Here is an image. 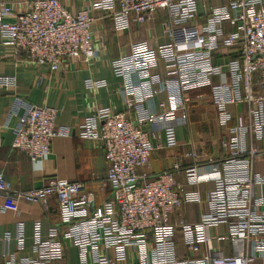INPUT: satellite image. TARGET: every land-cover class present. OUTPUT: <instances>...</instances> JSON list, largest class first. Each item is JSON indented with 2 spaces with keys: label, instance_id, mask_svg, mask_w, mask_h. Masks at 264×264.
<instances>
[{
  "label": "built area",
  "instance_id": "2783aa9c",
  "mask_svg": "<svg viewBox=\"0 0 264 264\" xmlns=\"http://www.w3.org/2000/svg\"><path fill=\"white\" fill-rule=\"evenodd\" d=\"M92 10L107 13L116 33L149 24L159 12H166L167 43L153 47L147 41L135 42L128 54L111 62L113 74L122 80L126 109L135 114L146 112L148 123L165 128L187 124L193 100L189 92L210 87L218 124L226 133L223 158L205 171L197 165L176 163L154 178L140 175L138 171L150 164L154 135L136 125L126 112L99 108L84 118L79 137L102 143L109 164L111 199L94 208L85 185L65 179L15 191L0 173V195L5 199L2 212L18 214L20 202L40 204L48 210L50 198L55 197L61 218L46 237L41 223L34 224L32 255H25L24 224L5 232L0 237V264L64 262V230L78 248L80 264H117L108 253L118 247L137 249L139 258L134 264H252L264 259V173L256 170L264 158V93L254 90L256 76L264 88V0H227L210 11L203 25L195 21L198 0H92L90 8L76 13L59 0H30L26 10L16 14L9 3L0 1L1 44L11 56L54 73L65 61L89 62L97 55ZM221 44L235 56L215 64ZM161 64L165 76L157 71ZM215 77L219 82L214 83ZM0 86L17 88L18 80L0 77ZM106 86L104 80L86 82L92 91ZM163 93L168 98L160 111L150 110L148 104ZM231 106H245V117L242 112L236 117ZM59 113L57 108L38 107L15 95L10 117L19 120L13 129V148L33 163L50 155L59 136ZM189 156L196 157V153ZM180 174L182 184L176 181ZM202 183L213 184L206 195L207 211L199 223L189 225L183 207L201 203L202 196L188 187ZM175 214L178 219L172 221ZM224 225L225 234L211 235L212 229ZM177 230L198 233L212 256L179 258ZM214 241L229 243L232 254H214ZM201 244H192L189 250L197 253Z\"/></svg>",
  "mask_w": 264,
  "mask_h": 264
},
{
  "label": "crops",
  "instance_id": "0c3cea01",
  "mask_svg": "<svg viewBox=\"0 0 264 264\" xmlns=\"http://www.w3.org/2000/svg\"><path fill=\"white\" fill-rule=\"evenodd\" d=\"M9 3L16 13L26 10V2L30 0H0ZM72 13L84 8H90L92 0H59ZM227 0H198V14L195 21L203 25L210 11L226 4ZM95 19L93 32L97 55L89 62L65 61L58 72H51L48 67H39L21 58L11 56L10 52L1 44L0 38V77H15L18 87L6 89L0 86V173L11 183L15 191H28L46 185L53 179H65L85 185L87 192L93 196L92 207L96 208L109 201L112 190L107 182L109 164L105 159V150L101 142L82 139L79 137V126L84 118L99 108H111L116 112H126L141 129L153 134L152 145L154 151L150 164L140 169V175L154 178L159 173L170 170L174 164L182 167L197 165L201 170H209L210 165L223 158L222 142L226 136L219 126L217 114L211 100L210 87L189 92L193 98L187 124H177L170 127H161L159 124L147 122V113L135 114L128 112L122 94V80L115 77L111 62L115 58L130 52V46L138 41H147L151 46L168 42L164 26L169 19L166 12H159L155 20L149 24L134 25L126 33H116L107 13L92 10ZM226 31H231L230 24H225ZM220 55L216 53L215 64H224L233 59L235 54L229 51ZM219 54V55H218ZM165 76L163 65L157 70ZM232 76H229L231 79ZM104 80L107 86L98 90H89L86 87L88 79ZM219 82L217 77L214 83ZM15 95H20L38 107H54L60 113L57 118L59 136L53 141L51 154L43 160L33 163L26 154L13 148L14 132L19 117H10L12 101ZM203 95L205 98H198ZM168 93L155 97L148 104L150 110L160 111L166 103ZM210 102L209 121L203 107L205 100ZM232 113L245 117V106L230 107ZM240 119V118H239ZM237 121H241L238 120ZM208 122L213 123L207 128ZM196 153V157L189 156ZM256 170L264 173V158L256 165ZM179 184L184 183L182 174L176 175ZM213 188L212 183H202L188 190L199 191L201 203H189L183 207L182 213L189 225L200 222L202 215L207 211L206 195ZM5 202L0 195V206ZM178 219L175 214L172 221ZM40 222L43 236L46 237L50 228L61 222L58 205L55 197L50 198L49 208L45 210L40 204L20 202V212H2L0 210V237L8 231H15L16 225L22 223L26 232L25 255H32V235L34 224ZM65 231V230H64ZM62 237L65 251V261L58 264H80L78 248L73 246L65 232ZM227 232V226L211 230L214 237ZM201 236L191 230L181 231L176 243L179 258H202L212 256L207 246L201 244ZM201 244V251L194 253L189 250L192 244ZM15 248L12 246V251ZM214 254L231 255L232 248L227 242L214 241ZM108 256L117 264H134L138 261L137 249L118 247L112 249ZM1 263V261H0ZM252 264H264L259 258Z\"/></svg>",
  "mask_w": 264,
  "mask_h": 264
},
{
  "label": "trees",
  "instance_id": "16d2710c",
  "mask_svg": "<svg viewBox=\"0 0 264 264\" xmlns=\"http://www.w3.org/2000/svg\"><path fill=\"white\" fill-rule=\"evenodd\" d=\"M218 51H219V54H220V55H222V53H223V54H226V53H225L226 51H229L231 54H233L232 51H231L230 49L226 48V47L223 46L222 44L220 45V48H219ZM219 54H218V55H219ZM216 56H217V55L215 54L214 59H215ZM254 90H255V93H256V94L264 93V88H261L260 84L257 83V76L255 77V86H254ZM180 232H181L180 230H177V231H176V237H175V241H176V243H177L178 236H179Z\"/></svg>",
  "mask_w": 264,
  "mask_h": 264
},
{
  "label": "rangeland",
  "instance_id": "374dc122",
  "mask_svg": "<svg viewBox=\"0 0 264 264\" xmlns=\"http://www.w3.org/2000/svg\"><path fill=\"white\" fill-rule=\"evenodd\" d=\"M203 98H205V97H204V96L201 97V99H203ZM204 102H205V104H204L203 109H204L205 112L208 113V114H207V117H208L207 119H208V121H209L210 102H209L208 99H206ZM207 124H208L207 128H212V127H213V123L208 122Z\"/></svg>",
  "mask_w": 264,
  "mask_h": 264
}]
</instances>
